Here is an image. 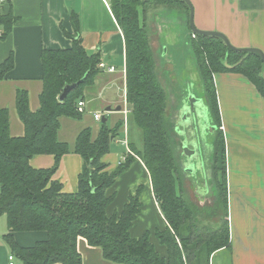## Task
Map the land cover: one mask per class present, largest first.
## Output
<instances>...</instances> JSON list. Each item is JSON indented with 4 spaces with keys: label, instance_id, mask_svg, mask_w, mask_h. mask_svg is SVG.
Returning <instances> with one entry per match:
<instances>
[{
    "label": "trees",
    "instance_id": "16d2710c",
    "mask_svg": "<svg viewBox=\"0 0 264 264\" xmlns=\"http://www.w3.org/2000/svg\"><path fill=\"white\" fill-rule=\"evenodd\" d=\"M147 1L109 0L124 36L125 96L130 116L141 130V151L130 144L126 159L114 170H106L107 164L101 157L110 151L124 122L121 120L114 127L104 122L95 139L88 128L76 138L74 151L83 159L77 191L64 192L61 183L52 179L60 156L69 151L68 145L57 139L59 118L80 117L77 103L83 99V89L93 84L101 70L100 54L89 53L81 38H73L72 34H68L72 38L69 48L41 52L42 90L38 109H29L26 91L16 94V111L24 126L22 136L9 134V111L0 109V215L7 219L5 238L9 249L22 264H81L76 247L79 236L90 246L101 248L105 259L119 264H208L213 252L230 245L224 138L214 75L239 73L264 99V60L258 53L233 50L218 37L189 34L188 47L215 127L213 168L219 173L214 205L197 207L177 191L178 166L168 132L167 90L158 79L144 22ZM4 2L0 1V39L10 33L16 20L10 10L4 12ZM150 2L155 6L166 3L168 8H175L169 3H185L182 0ZM184 7L189 26V8L186 3ZM12 67L13 57L9 55L0 63V80ZM81 79L62 101L58 100L65 84ZM37 154H52L53 166L32 167L30 159ZM135 157L141 159L149 172L155 199L167 222V227L156 233L166 249L165 256L154 248L147 233L139 238L130 235L141 207L137 193L128 195L119 213L106 212L113 199L106 190ZM202 213L214 220H202ZM24 231H43L47 236L23 247L14 241L13 233Z\"/></svg>",
    "mask_w": 264,
    "mask_h": 264
},
{
    "label": "crops",
    "instance_id": "0c3cea01",
    "mask_svg": "<svg viewBox=\"0 0 264 264\" xmlns=\"http://www.w3.org/2000/svg\"><path fill=\"white\" fill-rule=\"evenodd\" d=\"M3 1L4 12L10 10L16 17L10 33L0 39V63L9 55L13 57V67L0 80V109L7 108L9 111L11 136L24 134V126L15 106L17 92L26 91L31 111H36L39 107V94L42 90L40 55L43 50L69 48L72 38L68 34H72L73 38H81L82 46L89 53L98 52L101 61L106 64V68L99 71L93 84L83 89V99L79 100L83 101L82 111H79L80 117L59 118L57 139L65 142L69 151L60 156L52 179L61 183L64 192H76L83 159L75 153L74 147L76 138L83 129H90L91 138L95 139L101 128L96 122H101L102 117H105L106 124L110 119V123L107 124L109 127H114L117 122L121 120L124 122L126 119L111 143L110 151L101 157L107 164L106 170H114L120 161L126 159L128 150H131L130 135L136 128L129 120V111L125 113V108L129 109V106L125 96L123 33L112 13L109 0ZM190 2L194 9L193 19L197 28L220 31L233 46L257 47L264 53V0H190ZM159 8L157 10L161 11L162 8ZM140 11H143L142 6L139 7ZM179 11L183 17L184 9ZM143 18L142 13V21ZM180 23V34L175 32L176 41L173 44H161V53H157V73L165 89L167 80L170 78L173 80L171 72L176 68L180 71L181 50L178 52L177 49H173L182 41L179 35L185 33L182 18ZM163 45L172 47L167 52L175 59L176 65L162 59ZM190 64L191 67L186 70L193 80L197 70L195 64L191 62ZM110 66H114V71L107 70ZM214 82L225 147L230 245L213 252L208 264H264V99L254 85L239 73H217L214 75ZM191 86L196 97L205 104L203 94H200L192 84ZM175 87L178 88L177 85ZM170 89L171 92L175 90L174 87ZM109 106L112 109L119 106L120 110L106 112ZM103 111L104 116L101 115L99 121L95 120L94 113L101 114ZM211 130L212 134H207L205 143L195 147L198 157L190 161V167L195 170V175L184 171L181 165L183 155L179 142L180 148L175 149L180 170L177 173V191L193 204V199L202 203L211 198L214 199L213 205L216 200V177L218 179L219 173H215L213 168L215 131L212 128ZM30 164L34 168H50L54 164V156L37 154L30 159ZM136 193L141 207L129 230L130 235L139 238L147 233L154 248L161 256H165L166 249L156 233L163 231L167 227V222L155 199L149 172L138 157H135L117 177L113 186L106 190L108 196H113L106 212L109 215L119 213L127 202L128 195ZM201 219L205 221L209 217L202 213ZM7 233L6 216L0 215V264H7L8 255L13 254L6 242ZM46 236L43 231L13 233L14 241L23 247L32 246L35 242L44 240ZM76 247L82 259L81 264H119L105 259L101 248L90 246L83 237L77 238Z\"/></svg>",
    "mask_w": 264,
    "mask_h": 264
},
{
    "label": "water",
    "instance_id": "95a60500",
    "mask_svg": "<svg viewBox=\"0 0 264 264\" xmlns=\"http://www.w3.org/2000/svg\"><path fill=\"white\" fill-rule=\"evenodd\" d=\"M186 3L189 8V34H200L215 36L224 41V43L231 49L236 51H245V52H254L258 53L262 60H264V53L261 49L257 47H235L233 46L229 39L220 31L217 30H203L199 29L194 24V9L190 0H182ZM185 30V29H184ZM186 32V31H185ZM185 34V33H184ZM183 35H179V38L182 39L181 43L176 45L173 49H177L179 52L181 63L184 62L181 57L184 56V46L186 45V38ZM169 45L162 46V59L173 65H176L175 59L170 57L167 50H169ZM189 50V48H188ZM177 54V53H176ZM172 55V54H171ZM176 70V69H175ZM179 70V69H178ZM180 73V71H179ZM82 82V79L76 82L65 84L62 88V92L58 96V100L62 101L67 93L72 89L76 88L79 83ZM183 90L179 92L178 95L172 94L173 97H170V113H169V122L171 126L175 129L178 137V142L182 148L183 159L180 161L181 165L184 168V171H189L191 174L195 175V170L191 166L190 161L195 160L198 157V153L195 147L200 143H205L207 140V133L209 128V117H208V108L207 105L203 104L200 98H197L195 93L189 87L182 88ZM119 111L120 107L112 109L110 106L106 108L107 111ZM101 122H106L105 117H102ZM215 129V127H214Z\"/></svg>",
    "mask_w": 264,
    "mask_h": 264
},
{
    "label": "rangeland",
    "instance_id": "374dc122",
    "mask_svg": "<svg viewBox=\"0 0 264 264\" xmlns=\"http://www.w3.org/2000/svg\"><path fill=\"white\" fill-rule=\"evenodd\" d=\"M151 2H150V0H148L147 4H144V6L147 8V10L145 11L144 22H145L147 33L149 36L150 47H151V50L153 53L156 71H157V62H156L158 60L157 53H161L160 52L161 44H163V43L173 44L176 41L175 32L177 34H179L180 30H181V23L179 20V19H181V17L179 14L180 13L179 10L182 8L185 9V7H184L185 3H183V2L169 3V4H171V6H175V8H172V7L168 8L166 6V3L165 4H158L162 8L161 11H158L157 9H160L159 6L153 5V4H151ZM163 10H165V11H163ZM140 16L142 17L141 11H140ZM184 29L186 31L184 34V37L186 38V43H185L186 45L184 46V49H185L184 56L181 57L184 62L180 63V73L177 70V68H176V70L171 72V74L174 76L173 85H171L170 83H169V87L165 85L167 88V92H168L167 93V111H168L167 119H168V121H169V113H170V111H169V106H170L169 99H170V97H173L172 94H175L174 91L171 92L170 87L175 86V85L181 86L183 83L186 84V82L190 81V83H187L188 86L192 87L191 86V84H192L195 89H198V92L200 94H203V87H202L198 73L196 72V77L192 80L190 74L186 70V68L191 67L190 62L192 64H194L190 49L188 50V48H189L188 47L189 26H188V23L186 20L184 22ZM190 72H191V70H190ZM157 76L159 79L160 77H159L158 73H157ZM159 80H161V78ZM104 113H105L104 111L101 112V115L104 116ZM129 118H130L129 119L130 122L132 121L133 125L136 128L134 133L131 132V135H130L131 143L130 144H132L131 146L135 150L141 151L143 148L141 130L135 124L132 117L130 116ZM125 122H126V119L124 120V124H125ZM109 123H110V119L108 120L107 124H109ZM96 124L101 125L102 122H96ZM169 124H170V122H169ZM168 132H169V135H170L171 140H172V147H173L175 154H176L177 150H175V149L178 148V139H177L178 135H177L175 129L173 128V126H171V124L169 126ZM206 133L211 135L212 131L208 130V131H206ZM123 139H124V136H122V140ZM123 144H125V143L123 142ZM224 149H225V147H224ZM128 152H130V151L128 150ZM224 154H225V150H224ZM177 166H178V163H177ZM178 171L180 172L179 167H178ZM213 200L214 199L208 198L207 200H204L202 203H200V202L198 203V200L193 199L194 204L193 203L192 204L197 206V207H200V208L211 207V205H213ZM208 210H210V209H208ZM208 210H207V212H208ZM212 219L214 220V218H212ZM212 219H209V220H212Z\"/></svg>",
    "mask_w": 264,
    "mask_h": 264
},
{
    "label": "built area",
    "instance_id": "2783aa9c",
    "mask_svg": "<svg viewBox=\"0 0 264 264\" xmlns=\"http://www.w3.org/2000/svg\"><path fill=\"white\" fill-rule=\"evenodd\" d=\"M2 1V0H0ZM0 34H1V30H0ZM99 67L101 69H105L106 68V64L104 62H101L99 64ZM108 71H114V66H110L107 68ZM77 107H78V111H82V107H83V101H79L77 103ZM125 113H128V109L125 108ZM94 119L99 121L101 119V114L98 112L94 113ZM7 264H22L16 257L14 254H9L8 255V259H7Z\"/></svg>",
    "mask_w": 264,
    "mask_h": 264
},
{
    "label": "flooded vegetation",
    "instance_id": "af4514ba",
    "mask_svg": "<svg viewBox=\"0 0 264 264\" xmlns=\"http://www.w3.org/2000/svg\"><path fill=\"white\" fill-rule=\"evenodd\" d=\"M180 17H181V14H180ZM182 19H183V22H185V20H186V13L184 14V16L183 17H181ZM180 20V19H179ZM180 34V33H179ZM194 63V62H193ZM196 67V66H195ZM172 76V78H174L173 77V75H171ZM168 78H170V77H168ZM171 79V78H170ZM170 79H168L167 80V83H166V86H168L169 87V83L171 84V85H173V83H172V81H174V80H170ZM188 82H186V84H182L181 86L180 85H177V87L178 88H176L175 86H172V87H174L175 88V90H172V91H174V93H175V95H176V92H177V95L179 94V92H181L183 89L182 88H184V87H189L188 86V84H187ZM172 87H170V88H172ZM190 89H192L191 87H190ZM166 90H167V88H166ZM176 90H178V91H176ZM210 128L208 129V130H210V131H212L211 130V128L215 131V129H214V126L212 125V122H211V125L209 126Z\"/></svg>",
    "mask_w": 264,
    "mask_h": 264
}]
</instances>
